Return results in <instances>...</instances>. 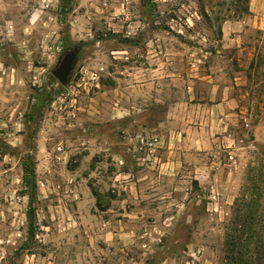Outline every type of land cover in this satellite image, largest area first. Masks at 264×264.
Returning <instances> with one entry per match:
<instances>
[{"label":"rangeland","instance_id":"374dc122","mask_svg":"<svg viewBox=\"0 0 264 264\" xmlns=\"http://www.w3.org/2000/svg\"><path fill=\"white\" fill-rule=\"evenodd\" d=\"M74 48L62 86L52 71ZM207 75L243 81L234 141L208 150L233 166L158 179L160 145L152 168L134 155L160 136L136 133L128 163L146 178L129 197L92 140L116 145ZM0 264H264V0H0Z\"/></svg>","mask_w":264,"mask_h":264},{"label":"crops","instance_id":"0c3cea01","mask_svg":"<svg viewBox=\"0 0 264 264\" xmlns=\"http://www.w3.org/2000/svg\"><path fill=\"white\" fill-rule=\"evenodd\" d=\"M201 79L204 80L201 81V85L205 86V89L198 86L191 88L188 99L182 104H169L164 117L160 119L152 117L151 120L150 116L144 114L145 111L133 120L131 118L124 131L125 134L121 140L115 142L116 145H112L106 138L100 141L98 137H94L92 140L94 156L103 154L97 153V143L102 146L99 149L108 152L104 153L105 155L113 156L112 160L116 162L114 164L116 168L111 178L114 180L125 178V183H121L120 186L126 187V190L130 192L129 197L139 194L140 187H143L142 183L146 178L145 174L136 171L128 163V145L131 144L132 136L136 133L154 131L160 136L162 164L155 173L158 179L194 173L196 180L203 183V178L209 173L220 177L225 174L227 167L233 166L227 161L228 159L218 165L215 162L210 164L208 150L216 142L211 138L216 133L221 134L222 141H218L220 146L228 147L229 143L235 139L234 127L231 124L235 122V117L238 115L240 101L235 97L234 84L238 85V81L243 84L242 78H235L233 81L236 83L231 81L229 83L228 80H223L216 75H207ZM216 121L219 124H216ZM97 158L100 160L101 156ZM230 159L233 158L230 157ZM94 162L96 163V159ZM214 198L217 199V197Z\"/></svg>","mask_w":264,"mask_h":264},{"label":"built area","instance_id":"2783aa9c","mask_svg":"<svg viewBox=\"0 0 264 264\" xmlns=\"http://www.w3.org/2000/svg\"><path fill=\"white\" fill-rule=\"evenodd\" d=\"M137 140L139 146H137L138 150L135 151V159L139 164L152 168L151 166L155 165L159 159L157 153L159 151L160 139L155 135L139 134Z\"/></svg>","mask_w":264,"mask_h":264},{"label":"trees","instance_id":"16d2710c","mask_svg":"<svg viewBox=\"0 0 264 264\" xmlns=\"http://www.w3.org/2000/svg\"><path fill=\"white\" fill-rule=\"evenodd\" d=\"M31 160L24 162V191L26 196L29 198L30 209L28 212V218L34 219L35 216V202L37 199V182L35 168L30 163ZM34 223L30 224L29 233H34Z\"/></svg>","mask_w":264,"mask_h":264},{"label":"water","instance_id":"95a60500","mask_svg":"<svg viewBox=\"0 0 264 264\" xmlns=\"http://www.w3.org/2000/svg\"><path fill=\"white\" fill-rule=\"evenodd\" d=\"M79 49L74 48L68 51L60 61L59 65L52 71L53 76L62 86H67L70 77L78 61Z\"/></svg>","mask_w":264,"mask_h":264}]
</instances>
